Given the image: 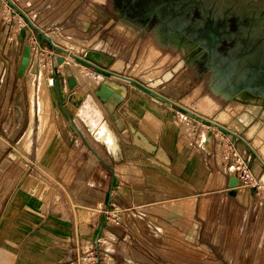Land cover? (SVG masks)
<instances>
[{"label":"crops","instance_id":"crops-1","mask_svg":"<svg viewBox=\"0 0 264 264\" xmlns=\"http://www.w3.org/2000/svg\"><path fill=\"white\" fill-rule=\"evenodd\" d=\"M11 1L24 11L29 20L44 35L50 37L54 44L66 50L68 48V52L99 68L134 79L140 83L148 82L147 80L150 79H144V74L138 76L130 72L139 65V60L145 59L146 52L152 55L153 51H159V55L154 61L163 58L167 53H170L169 59L178 54L175 62L166 68L162 69L161 63L158 67L153 65V68L160 69L159 76L184 56L183 50H177L170 46V43L164 46L159 45L156 32H154L155 27L149 29L150 22H147V19H152L145 18V15L122 14L121 9L115 6L114 0ZM186 18L190 22H194L198 19V14L187 15ZM23 27L25 26H22L21 29H24ZM21 29L17 32V36ZM53 34L62 40L66 38L71 41L64 40V44H62L61 39L57 40ZM25 40L30 44L34 40H38L43 47L41 56H43L46 67L50 68L49 73L51 74V70L57 73L58 82H56L60 92H56L58 98L62 100L61 104L64 103V100L72 99L75 101L78 96L84 97L87 91L82 88L84 83L82 76H75L72 72L76 86L73 90H69L66 78L63 74L61 75V67L53 68L52 66L51 57L55 52L50 46L35 31L30 29L26 30ZM70 45L75 46L77 51H73ZM165 51L166 53L163 54ZM218 51L220 52L219 49ZM64 57L66 61L69 59L80 65L85 73L96 75L97 84L90 89L97 88L104 79L125 84L128 89L126 99L116 110L125 129L119 133L116 126L112 124L118 135L121 137L123 135L119 145L113 129L111 130L116 142L114 151L110 150L106 144L99 142L96 137L97 140L89 136L84 130L83 124L77 123L79 109L75 111L72 118L66 112L71 124L69 125L78 133L86 146V151L82 152L81 165L74 178V187L77 189L75 196L79 200V205L98 210L105 204L106 211L98 212L100 214L99 233L93 236L94 223L87 222L85 231L83 233L82 230L78 232L71 218H66L63 214L58 216L50 214L44 218L37 213V211H42L39 203L35 202V204L32 200L26 199L22 193H19L20 197L19 194H15V198H12L15 202L11 205L15 208L13 211L16 212V214L14 213L15 231H13L15 233L9 235L7 240L5 239L7 246L2 245L0 247V264H76L79 258L93 248L100 250L98 264H264V187L262 188L264 171L245 144L234 141L230 137L231 143L238 149L240 156L247 161L246 163L250 167L251 175L256 183L249 189V185L245 183L248 195L243 200L245 199L248 203L242 204L237 199L238 194L233 198V201L230 198V201H227L228 196L225 188H227L230 175L219 166V161L224 163V159L221 158L222 152L225 150L222 137H219L220 144L223 146L221 151L217 149L213 137L207 136V132L199 131L204 133L201 145L204 148L209 147V149L206 148L207 150H205L198 145L200 133L196 139L195 151L198 152L197 147L203 149L202 153H205L206 160L209 152H211L212 143L215 145V168H217L215 176L221 186L219 189L216 187L211 189L210 186L214 179L213 172L209 171V165L207 161L202 159V156L200 158L194 157L196 154L192 149L191 140L181 137L184 131H180L181 127L177 124L178 119L184 121L183 114L190 116L189 114L157 96L145 92L134 84L108 77L89 66L76 62L69 56ZM38 62V58L34 57L33 64ZM188 69L190 66L181 70L169 83L160 87L157 93L194 111L195 109L190 105L191 102L186 101L188 98L183 97L181 92L172 88L175 83L184 81L183 78L187 81L186 72ZM133 94L139 95L141 99H132ZM203 101L207 107L217 104L209 95H206ZM151 105L159 110L155 111ZM197 114L210 120L213 119L207 114L200 112ZM147 115H150L152 124H150L151 119L147 118ZM186 120L188 123L192 122L188 118ZM145 125L158 127L156 145L166 157L165 161L147 152L140 145L133 143L131 137L127 135L131 126L142 130ZM243 139L250 145V140ZM54 145L55 148L58 147L57 140L49 146ZM118 157H120L119 160ZM199 159L202 165H200ZM261 160L264 162V159L261 158ZM138 161L147 162L159 170L162 169L169 173L173 172L174 169L179 170L182 174L176 173L174 178H191L194 183V192H201L200 200L196 195L185 198L178 197L176 192H169L165 188L159 187L155 181L158 179L157 175H154L155 173L153 174L154 182L150 186L142 185L143 180L140 178H144V176H137L142 171L140 172L138 166L135 165ZM114 162L129 163H127V168H125L126 164L119 168L120 178L124 182L119 188L120 195L123 197V203L120 205L114 202L115 195H117L113 191L114 179L116 178ZM171 163L176 167L169 168ZM192 165H196L195 170H193ZM128 168L139 172L135 171L136 176L132 177L135 182L140 184L139 186L134 185V182L128 184L127 179H130L126 174ZM239 188H237L238 193ZM1 189L0 187V191ZM192 200L195 202L194 220L175 218L176 214L174 217H171V214H165L163 206L167 202L176 201L185 204ZM189 205L185 210H192L191 204ZM23 206L30 208L33 212L25 209V213L20 214ZM151 206L154 207L150 208ZM149 209L163 214L151 212ZM201 212L203 214L200 215ZM106 213L110 216L109 219H106ZM1 218L2 216H0V220ZM74 218L76 220V214H74ZM1 227L0 232L3 230V226Z\"/></svg>","mask_w":264,"mask_h":264},{"label":"rangeland","instance_id":"rangeland-1","mask_svg":"<svg viewBox=\"0 0 264 264\" xmlns=\"http://www.w3.org/2000/svg\"><path fill=\"white\" fill-rule=\"evenodd\" d=\"M206 7L213 5L215 14H258V12H264V0H204ZM22 11V10H21ZM14 12V13H13ZM24 13V11H22ZM25 14V13H24ZM193 14H199L197 10L194 11ZM235 19L233 16H228V29H232L235 23ZM247 22L244 21L242 25L247 26ZM22 25H27V22L18 14L13 8L5 2V0H0V187L2 188L0 191V216H2L0 220V229L3 226V230L0 232L2 235L0 237V247L2 245H8L6 240L10 237L9 235H13L15 232V216L13 210L14 207L11 205L15 202L13 200L17 194L22 193V196L26 197V199L32 200L33 203L37 202L41 206L40 210L37 211L38 214L44 216V218L48 217L50 214L58 216L65 215L67 218H71L76 226V231H81L82 233L85 231V225L87 222L94 223V231L93 236L99 233L98 228L100 226V214L98 212L106 211L105 204L101 206L98 210H93L88 213L85 209L84 205H79V200H77V196H75L76 187H74V178L75 174L78 171L82 159V152L86 151V146L83 141L78 136V133L71 128V124L69 121L68 115L66 112L70 114L69 116L72 118L74 116L75 111L79 109L81 111V115H78L80 111H78L77 123L80 122L84 126V130L88 133L89 136L95 138L94 133L98 128L101 135H105L107 138L114 140L113 134L111 130L113 129L112 122L109 120V115L102 105V103L96 98L94 95V89L92 88L96 85L97 80H95L96 75L85 73L83 68L75 62L68 59L70 66L74 71L77 69L83 70L77 73L75 71V76H82L84 83L82 84V88L84 91H87L84 97L78 96L75 101L72 99L64 100V103L61 104L62 100L58 98L57 92H60L58 85V78H56L57 73L54 72L53 75L49 73L50 68L46 67L43 56L37 57L38 63L33 64V57H31L30 65L23 77L17 76V68L19 64V60L21 57L23 44L18 43L17 40V32L21 29ZM25 29V28H24ZM235 33V32H233ZM54 35V34H53ZM54 37L58 40L61 39V43L64 40L71 41L69 39L58 38L56 35ZM260 38H264V28L261 27V33L259 34ZM54 39V38H53ZM55 40V39H54ZM55 40V41H57ZM58 42V41H57ZM73 42V41H72ZM25 43L30 44L29 42ZM18 44V45H17ZM227 44V43H226ZM232 45V42H229L228 45ZM11 45V47H9ZM66 46V45H65ZM67 47V46H66ZM79 47V46H78ZM156 49V48H155ZM68 50V48H67ZM79 50V49H78ZM75 51V50H73ZM77 51V50H76ZM163 52V54H165ZM159 55V51L152 52V55L145 53V59L143 61L139 60V65L134 67L130 73L138 76H142L144 79H152V77H156L160 74L159 68H153V65L159 66L160 63L163 65V68L168 67V65H172L175 62V59H168L170 54H166L163 58L154 61L156 57ZM167 61V63H165ZM77 62V61H76ZM169 62V63H168ZM165 63V64H164ZM38 64V65H37ZM86 66V65H85ZM76 67V68H75ZM195 67V66H194ZM86 68V67H85ZM87 69V68H86ZM61 74H63V68H60ZM74 71H72L74 73ZM90 71V70H88ZM196 70L192 67L188 69L186 72V79L183 78L184 81H179L175 83L172 88L178 90L183 94V97H187L186 101L191 102L190 105L195 109V113H203L210 115L212 118H215L217 114L220 113L225 107V100H222L219 96H213L216 101L215 106L207 107L204 103V96L208 91L207 87V79L208 75L205 72H195ZM91 72V71H90ZM77 73V74H76ZM138 73V74H137ZM33 75V76H32ZM86 75V76H85ZM90 75V76H89ZM94 76V77H92ZM42 78L45 82V93L47 92V96L49 98V110H48V119H47V127L46 130L41 134L39 131V113L37 106V96L39 92L38 88V80ZM52 77L53 80L50 78ZM87 77V79L85 78ZM89 78V80H88ZM93 80H90L92 79ZM34 79V80H33ZM33 80L34 83V92H33V105L30 103L29 98V82ZM86 80L93 81L94 85L87 84ZM57 81V82H56ZM73 90V89H72ZM82 99H81V98ZM80 98V99H79ZM185 100V99H184ZM80 103V104H79ZM243 113V112H242ZM241 114H237L236 116H232L230 118L241 117ZM32 115V117H31ZM255 117V121L260 122V127L264 125V115L260 113L259 115H253ZM185 117L184 121L182 119H178V126H180V131H184L183 136L184 139L191 140V146L193 151L196 148V139L197 135L203 132H211V136L213 140H215L216 147L219 151L223 149L222 144H220V138H223V144L225 150L222 152L221 158L224 159V163L219 161V166L221 169L225 170L224 172L231 173V176L236 175V170L233 172L231 169L232 165H237L236 160L238 157L244 160L237 148L231 143V138L229 135L224 133L223 131L216 129L205 122L200 121L199 119L182 115ZM149 119L150 115H147ZM74 118V117H73ZM188 118L192 122L188 123ZM80 120V121H79ZM229 120V121H230ZM151 121V120H150ZM49 122V123H48ZM253 122V123H254ZM68 123V124H67ZM89 123V124H88ZM91 123V124H90ZM248 125H252L253 123L248 122ZM70 124V125H69ZM32 125V136H31V145L30 149L26 153H21L22 151H16V145L18 143V139H20L23 134L26 132L28 126ZM89 126V127H88ZM91 127V128H90ZM63 128V129H62ZM110 131H109V130ZM117 138V142L120 145L121 138L123 136H119L118 133L113 129L112 130ZM204 133L199 134V142L198 145L203 149L207 150L209 147L204 148L201 145V139ZM202 135V136H201ZM96 139V138H95ZM58 141V147L49 146L50 144ZM77 140V142H76ZM97 140V139H96ZM234 140V139H233ZM115 141V140H114ZM237 141V140H235ZM239 142V141H238ZM47 143V144H46ZM106 150L109 149L104 146ZM198 152H194V157L202 159L209 165V171L213 172L214 179L210 188H218L221 186L216 179V169L215 168V145L212 143L211 152L206 160V155L203 152V149L197 147ZM110 152V151H109ZM237 153V155L235 154ZM114 154V153H113ZM236 156H233V155ZM120 157H118L119 160ZM115 164V175L116 178L114 183V192L115 195V203L120 205L123 203V197L120 195V187L123 185V180L120 178V169L121 165H125L128 167V162H114ZM128 163V164H127ZM200 163V159H199ZM225 164V165H224ZM135 165L138 166L139 171L141 172L137 176L143 175L144 178H140L143 180L142 185L150 186L154 182V175H157V181L159 187L165 188L166 191L176 192L178 197H191L197 196L200 200L201 192H194V183L191 178H174L177 174L181 175L182 173L174 169V164H170L169 168L174 167V171L169 173L165 170H159L157 167L152 166L147 162H137ZM200 165H202L200 163ZM193 170H195L196 165H192ZM249 167V166H248ZM239 168V166H238ZM172 169V170H173ZM199 169V168H198ZM248 179L245 180L244 183H247L248 189L251 188L254 184V178L251 175L250 167ZM131 170V171H130ZM136 170L133 171L132 168H128V172L126 173L128 178V184L134 182V185L139 186L138 182H135L132 177L136 176ZM264 171V170H263ZM139 173V172H137ZM184 174V173H183ZM223 174V172H222ZM118 176V177H117ZM176 177V176H175ZM138 178V177H136ZM132 179V180H131ZM159 180V181H158ZM222 181V180H221ZM33 184H35L33 186ZM37 184V187H35ZM175 185L177 188L175 189ZM31 186V187H30ZM45 186V187H44ZM47 186V187H46ZM171 186V187H170ZM256 186V185H255ZM35 187V189L33 188ZM183 187V188H182ZM239 197L237 198L242 204H247L245 198L248 195L247 187L239 186ZM264 185L262 186V188ZM10 188V189H9ZM30 188V189H29ZM47 188V190H46ZM49 188V189H48ZM182 188V189H180ZM238 188V187H237ZM28 189V190H27ZM227 191V188H225ZM224 189V190H225ZM261 189V187H260ZM253 190V189H252ZM9 191V192H8ZM33 191V192H31ZM46 191V193L44 192ZM8 192V193H7ZM41 192H43L41 194ZM6 193V194H5ZM32 193V194H31ZM16 194V195H15ZM228 196V195H227ZM14 197V198H13ZM20 197V194H19ZM216 197V195H215ZM218 197H220L218 195ZM13 198V199H12ZM233 201L234 199L228 196L227 201L230 199ZM25 199V198H23ZM28 200V202H29ZM18 202V201H17ZM173 202V203H172ZM176 202V201H175ZM171 201V203L167 202L163 208L165 214H171V217L179 218V219H193V215L195 214V202H187L185 204H181L179 202L175 203ZM47 203V204H46ZM28 204V203H27ZM36 204V203H35ZM86 204V203H85ZM171 204V205H170ZM191 204L192 210H185L188 208V205ZM170 205V207H169ZM84 206V207H83ZM74 207L75 212H74ZM81 207V208H80ZM150 208H153L152 206ZM167 208V209H166ZM171 208V209H170ZM27 209L29 212L32 210L30 208H26L23 206L21 213H25L24 210ZM150 210V209H149ZM185 210V211H183ZM151 212L157 214H163L159 211L150 210ZM33 212V211H32ZM35 212V211H34ZM74 214H76V220L74 218ZM203 212L200 213V215ZM186 216V217H185ZM51 217V216H50ZM110 216H108L109 219ZM188 217V218H187ZM77 221V222H76ZM31 233V232H30ZM29 233V234H30ZM18 234V233H17ZM6 239V240H5Z\"/></svg>","mask_w":264,"mask_h":264},{"label":"water","instance_id":"water-1","mask_svg":"<svg viewBox=\"0 0 264 264\" xmlns=\"http://www.w3.org/2000/svg\"><path fill=\"white\" fill-rule=\"evenodd\" d=\"M175 1L177 2L175 13L166 14L165 16L146 14L145 18L152 19L155 15L157 24L154 32L157 35V42H163L165 45L170 43V46L175 47L177 50H183L184 56L158 78L140 83L134 79L99 68L54 44L50 37L44 35L11 0H5L28 24L25 29L20 30L16 40L18 43H24L17 68V76L23 77L30 65L32 57L30 44L25 43L26 30L30 29L35 31L55 52L51 57L52 66L53 68H63V76L66 78L69 90L76 86V81L64 56H69L103 75L134 84L190 116L223 131L232 137L234 141L237 140L245 144L264 170V162L242 138L248 123L241 120V117L233 118L225 126H222L157 93L160 87L169 83L181 70L187 66L194 68L197 60L205 56L206 74L209 75L207 87L215 95L229 102L237 95L246 92L263 99L264 102V38L259 37L261 27L264 28V12L260 11L258 14H215L216 10L213 5L206 7L204 0ZM195 10L199 13L198 19L190 22L186 16H193ZM228 16H233L236 21L237 31L235 33L228 29ZM244 21L248 23L247 26L242 25ZM189 26L190 28H188ZM255 26L258 27L257 32H253ZM229 42H232V45L227 47L226 53L218 51L223 43L229 44ZM127 94L128 89L125 84H119L109 79H104L94 90V95L106 109L109 120L116 126L119 133L124 131L125 126L116 110L126 99ZM254 119V116H248V122L253 123ZM207 136L210 137L211 132H208ZM240 183L237 177L230 175L227 181V195L232 197L229 189L237 187Z\"/></svg>","mask_w":264,"mask_h":264},{"label":"bare ground","instance_id":"bare-ground-1","mask_svg":"<svg viewBox=\"0 0 264 264\" xmlns=\"http://www.w3.org/2000/svg\"><path fill=\"white\" fill-rule=\"evenodd\" d=\"M258 27L255 26V28L253 29V32H257ZM18 37V36H17ZM159 45L164 46L165 43L163 42H159ZM70 48L72 50H77V48L73 45H70ZM168 54V53H167ZM170 54V53H169ZM166 55V54H165ZM170 57V56H169ZM178 58V54H176V56L173 57V59H177ZM169 59V58H168ZM66 63H68V66L71 64L69 63V61L67 60ZM71 66V65H70ZM70 68L71 72L74 71V66L73 68ZM76 68V67H75ZM84 70V69H83ZM80 69L75 70L77 71V73L79 74V72L83 71ZM74 71V74H75ZM76 73V74H77ZM83 73V72H81ZM73 75V74H72ZM33 76V75H32ZM86 76V75H85ZM90 76V75H89ZM159 76V74L155 77L157 78ZM94 77V76H92ZM84 78V77H83ZM87 79V77H85ZM150 79L147 80L148 82L151 80ZM34 80V79H33ZM33 80H30L29 82V89H28V94H29V98H30V103H33V92H34V83ZM89 80V78H88ZM90 80H93L90 79ZM94 81V80H93ZM93 81H90L93 85ZM89 81L86 80V83H88ZM90 83V84H91ZM89 84V85H90ZM91 84V85H92ZM97 84V83H96ZM95 86V85H94ZM92 87V86H91ZM38 96H37V106H38V113H39V131L42 134L47 127V119H48V110H49V98L47 96V92L45 93L44 89H45V82L44 80L40 77L38 80ZM206 95H209L211 98H213V96H215V94L213 93L212 90L208 89ZM205 95V96H206ZM204 96V97H205ZM138 99L140 100L141 97L139 95L133 94L132 95V99ZM222 100H224V98H221ZM214 100V98H213ZM215 101V100H214ZM154 103V101H153ZM33 105V104H32ZM152 108H154V110L158 111L159 109H157L155 106H152ZM80 111V110H79ZM243 112V113H242ZM131 113V112H130ZM148 113V112H147ZM144 113V114H147ZM165 113V112H164ZM241 120H243L244 122L247 123L248 121V116L250 114L253 115H259L260 113H262L264 115V102L263 99L255 97L253 95H250L246 92L241 93L239 95H237L235 98H233L232 100H230L229 102L225 103V107L222 111H220L219 114H217V116L213 119H211L213 122H216L218 124H227L230 120V118L232 116H236L237 114H241ZM149 114V113H148ZM78 115H81V111ZM131 115V114H130ZM120 116V115H119ZM133 116V115H132ZM135 116V115H134ZM163 116V115H162ZM32 117V115H31ZM153 117V116H152ZM165 117V116H164ZM148 118V117H147ZM133 119V118H132ZM146 119V118H145ZM149 120V119H148ZM145 121V120H144ZM152 121V119H151ZM150 121V124H152ZM156 121V120H155ZM148 122V121H147ZM49 123V122H48ZM89 124V123H88ZM91 124V123H90ZM161 124V123H160ZM155 125V123H154ZM139 126V125H138ZM89 127V126H88ZM91 128V127H90ZM32 125L28 126L26 132L23 134V136L19 139L17 145H16V151H22L21 153H26L29 151L30 149V145H31V136H32ZM129 132H128V136L131 137V141L135 144L140 145L141 147H143L147 152L152 153L155 155V157L157 156L158 158H160L161 160H166V157L163 155V153L161 152V150L157 147L156 145V141H157V133H158V127L154 128L152 125H145L143 126L142 130L137 129L134 126H131V128H129ZM160 129V127H159ZM95 137L99 140V142L106 144V146L110 149V150H115L116 148V142L114 140H111L109 138H107L105 135H101L98 128L95 130ZM204 135V134H202ZM201 135V136H202ZM123 136V135H122ZM242 138H246L248 140H250V146L255 150V152L257 153V155L259 156V158L264 159V125L260 127V122L257 120L255 121L252 125H250L244 135V137ZM47 144V143H46ZM207 145V144H206ZM144 151V150H143ZM146 154V153H145ZM152 157V156H151ZM158 160V159H157ZM159 163V162H158ZM220 164V163H219ZM163 166V165H162ZM165 166V165H164ZM238 166L237 165H232L231 169L233 170V172H235V170H237ZM233 177H236L233 176ZM220 178V177H219ZM35 184H33L34 186ZM239 186H244L246 187V184L244 182H241L237 187ZM31 187V186H30ZM37 187V184L36 186ZM35 187H33L35 189ZM45 187V186H44ZM47 187V186H46ZM237 187L233 188V189H229V192L232 194V198H235L238 194V189ZM30 189V188H29ZM49 189V188H48ZM47 190V188H46ZM33 192V191H31ZM46 193V191H44ZM43 192H41L42 194ZM175 202V201H174ZM192 202V201H191ZM169 203V202H168ZM171 203V201H170ZM173 203V202H172ZM176 203V202H175ZM171 205V204H170ZM169 205V207H170ZM188 205V204H187ZM82 206V205H81ZM163 206V205H162ZM190 206V205H189ZM84 207V206H83ZM154 207V206H153ZM81 208V207H80ZM85 209L88 211V213L90 214L91 210L93 211V209L86 207ZM167 209V208H166ZM171 209V208H170ZM184 211V210H183ZM186 217V216H185ZM188 218V217H187Z\"/></svg>","mask_w":264,"mask_h":264},{"label":"flooded vegetation","instance_id":"flooded-vegetation-1","mask_svg":"<svg viewBox=\"0 0 264 264\" xmlns=\"http://www.w3.org/2000/svg\"><path fill=\"white\" fill-rule=\"evenodd\" d=\"M115 6H118L121 9L122 14H133V15H141L144 16L146 14H161L165 16L166 14H173L176 12V4L175 0H114ZM124 5V7H123ZM147 22H150L149 29H153L157 20L155 15L152 20L147 19ZM232 31V29H230ZM236 22L234 23L233 32H236ZM201 32V31H199ZM231 46L223 43L222 47L219 48L220 52L226 53L227 47ZM205 59L203 56L199 58L196 62L195 69L197 72H206L205 68ZM195 71V72H196Z\"/></svg>","mask_w":264,"mask_h":264},{"label":"built area","instance_id":"built-area-1","mask_svg":"<svg viewBox=\"0 0 264 264\" xmlns=\"http://www.w3.org/2000/svg\"><path fill=\"white\" fill-rule=\"evenodd\" d=\"M25 26L23 28H26L27 25H22ZM22 28V27H21ZM30 50H31V56L34 57H39L40 54L43 51V47L41 44L38 42V40H34L32 44H30ZM54 74V71L51 70V75ZM52 80L53 78L50 77ZM54 81V80H53ZM237 155V153H235ZM233 156H236V155ZM238 163L239 168L236 170V177L240 182H245V180L248 179V174H249V167L248 164L245 163L243 160H241L240 157L236 160ZM231 175V173H228ZM106 219H108L107 213L105 214ZM99 242L97 240V246ZM99 247V246H98ZM99 248H93L91 249L87 254L83 255L79 260L76 261V264H98L99 263Z\"/></svg>","mask_w":264,"mask_h":264}]
</instances>
